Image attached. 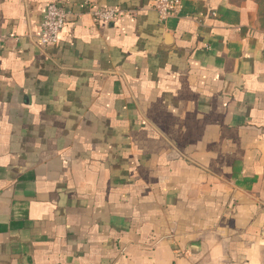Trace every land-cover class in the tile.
<instances>
[{
    "label": "crops",
    "instance_id": "0c3cea01",
    "mask_svg": "<svg viewBox=\"0 0 264 264\" xmlns=\"http://www.w3.org/2000/svg\"><path fill=\"white\" fill-rule=\"evenodd\" d=\"M182 3L0 0V264H264L258 5Z\"/></svg>",
    "mask_w": 264,
    "mask_h": 264
},
{
    "label": "built area",
    "instance_id": "2783aa9c",
    "mask_svg": "<svg viewBox=\"0 0 264 264\" xmlns=\"http://www.w3.org/2000/svg\"><path fill=\"white\" fill-rule=\"evenodd\" d=\"M152 7L157 13L161 23L178 16L183 9L182 0H152ZM121 14L120 10L95 11L96 18L111 22ZM72 12L60 3H51L47 6L41 27L40 45L49 47L60 42V35Z\"/></svg>",
    "mask_w": 264,
    "mask_h": 264
},
{
    "label": "trees",
    "instance_id": "16d2710c",
    "mask_svg": "<svg viewBox=\"0 0 264 264\" xmlns=\"http://www.w3.org/2000/svg\"><path fill=\"white\" fill-rule=\"evenodd\" d=\"M232 1L235 3H240L247 0H232ZM252 1H254L258 5L260 22L262 27L264 28V0H252Z\"/></svg>",
    "mask_w": 264,
    "mask_h": 264
}]
</instances>
